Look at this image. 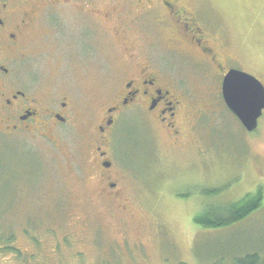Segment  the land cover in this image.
<instances>
[{"label": "rangeland", "instance_id": "obj_1", "mask_svg": "<svg viewBox=\"0 0 264 264\" xmlns=\"http://www.w3.org/2000/svg\"><path fill=\"white\" fill-rule=\"evenodd\" d=\"M182 1L200 9L203 26L236 68L264 84V0ZM52 12L50 32L30 35L17 78L40 107L71 97L72 114L45 134L0 136V264H233L249 253L263 257L264 199L231 226L206 228L195 218L212 204L264 190V112L247 131L219 97L212 66L144 47L142 63L151 59L188 100L207 107L192 127L183 123L179 140L132 114L120 120L111 152L124 190L117 203L127 212H117L98 191L95 124L129 65L127 51L100 33L91 64L82 63L77 12ZM210 190L219 192L206 195Z\"/></svg>", "mask_w": 264, "mask_h": 264}, {"label": "flooded vegetation", "instance_id": "obj_2", "mask_svg": "<svg viewBox=\"0 0 264 264\" xmlns=\"http://www.w3.org/2000/svg\"><path fill=\"white\" fill-rule=\"evenodd\" d=\"M67 6L74 7L78 16L79 61L91 64L100 33L115 36L127 51L129 65L121 71V83L113 90L100 122L95 124L97 145L93 162L100 197L116 203L117 212H127L125 205L117 203L124 190L111 152L113 129L125 115L132 114L147 126L159 125L179 140L183 123L192 127V119L198 121L207 107L199 99L188 100L175 78L151 59L142 63L138 52L149 45L163 47L183 52L201 62L203 68L212 66L222 99L224 77L236 68L234 57L226 54L205 29L199 18L200 9L182 0H0V136H29L42 131L45 134L66 123L72 114L68 101L71 97L63 95L67 100L40 107L17 78V64L26 57L30 35L39 29L50 32L53 26L47 20L52 10ZM147 31L150 40L143 39L149 34ZM26 233L39 241L28 229Z\"/></svg>", "mask_w": 264, "mask_h": 264}, {"label": "water", "instance_id": "obj_3", "mask_svg": "<svg viewBox=\"0 0 264 264\" xmlns=\"http://www.w3.org/2000/svg\"><path fill=\"white\" fill-rule=\"evenodd\" d=\"M222 93L226 105L245 129L256 130L264 111V84L255 76L232 68L224 77Z\"/></svg>", "mask_w": 264, "mask_h": 264}, {"label": "trees", "instance_id": "obj_4", "mask_svg": "<svg viewBox=\"0 0 264 264\" xmlns=\"http://www.w3.org/2000/svg\"><path fill=\"white\" fill-rule=\"evenodd\" d=\"M219 190L207 191L206 195L217 194ZM264 199L263 187H259L255 193H249L237 202L227 206H208L205 211L196 216L195 222L206 228H222L236 224L250 214L258 210ZM220 264V263H214ZM233 264H264V256L257 253H249L237 258Z\"/></svg>", "mask_w": 264, "mask_h": 264}]
</instances>
